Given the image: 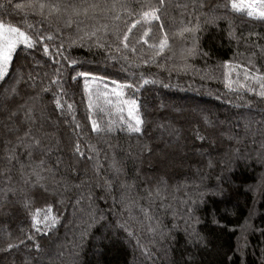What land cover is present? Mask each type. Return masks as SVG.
Instances as JSON below:
<instances>
[{"label": "trees", "instance_id": "16d2710c", "mask_svg": "<svg viewBox=\"0 0 264 264\" xmlns=\"http://www.w3.org/2000/svg\"><path fill=\"white\" fill-rule=\"evenodd\" d=\"M29 2L11 0L6 9L0 8V19L30 34H51L53 39L33 49H18L9 75L0 81V159L4 142L15 143L5 125L20 124L25 111L31 110L49 150L44 159L51 171L41 170L44 179L39 184L34 183L35 177L24 184L21 177L30 169L21 171L13 161L10 173H4L0 164V264H264V98L225 87L231 65L241 66L231 69L233 80L239 76L241 82L251 84L244 81L245 70L250 76L264 74V19L233 11L231 0H166L161 14L164 31L171 37L182 20L199 15V48L209 55L185 60L181 55L185 42L170 39L171 50L156 56V63L143 64L141 60L153 54L147 45L136 43L144 26L137 24L130 34L137 52L124 53L131 61L126 62L114 50L109 53L88 43L69 46L77 35L76 25L65 27L63 13L59 20L44 19L27 7L15 8L16 3ZM210 12L221 19L204 24L203 14ZM121 15L118 23L124 30L129 18ZM74 19L93 23L83 17ZM26 23L34 29H27ZM150 26L149 42H158L159 22ZM43 44L49 45L60 65L44 53ZM61 44L63 56L75 59L76 65L69 66L55 55ZM225 61H231L227 68ZM61 65L67 95L62 100L65 107L58 109L54 102L58 89L50 80ZM77 71L107 77V83L137 84L141 74L158 81L135 93L145 119L144 133L120 130L114 110L90 112L83 78L71 79ZM44 87L50 90L42 91ZM127 92L132 95L131 89ZM67 103L74 106L71 114ZM9 112L16 113L11 120ZM90 116L102 127L115 122L117 130L93 132ZM77 139L83 157L74 153ZM89 145L96 151H90ZM18 154L20 162L27 164L23 149ZM24 197L30 198V209L23 206ZM49 205L59 223L50 231L37 232L31 226V213ZM189 207L198 223L185 222ZM142 208L149 211L151 220ZM158 221L154 235L148 226ZM190 225L206 238V247L190 242ZM137 240L150 250V256ZM9 243L18 246L7 249ZM37 243L40 251L34 247Z\"/></svg>", "mask_w": 264, "mask_h": 264}, {"label": "snow or ice", "instance_id": "6c2138e0", "mask_svg": "<svg viewBox=\"0 0 264 264\" xmlns=\"http://www.w3.org/2000/svg\"><path fill=\"white\" fill-rule=\"evenodd\" d=\"M166 0H156L155 3L152 0H79V3H67L65 0H30V2L25 5L21 3H16V9H24L27 7L32 13L48 19L49 17L55 16L57 20L61 19V14L66 15L64 20L65 27H72L76 25L77 35L71 40L69 46L74 44H81L83 46L88 43L90 46L105 49L109 53L113 50L120 53L119 59H123L126 62H131L129 56L124 54L128 51L132 53L137 52L135 45L130 43V34L133 29L140 24L143 27L142 34L136 40L137 44L141 42L147 45L149 49L152 50L153 54L146 59H142L141 63L149 64L156 63V56L161 55L166 49L171 50L170 39L174 42L176 39H180L185 42L187 46L181 48V55L183 59L195 55L208 56L209 53L204 52L199 48V37L198 32L201 31V19L197 15L193 19L188 21H181L179 27L172 30L171 37L169 33L164 31L163 21L161 20V14L164 9ZM11 0H6L5 4H0V8H7L10 5ZM133 5H136L135 7ZM203 7V4L200 5ZM231 8L233 11L238 13H244L248 17H256L264 19V0H231ZM126 15L129 21H125L126 27L121 30L119 23L122 19L121 14ZM27 15V13H25ZM204 24H215L217 20L221 17L216 16L214 13L203 14ZM83 17L85 19L93 21L91 24H85L84 19H74ZM136 17V19H131ZM103 21V22H101ZM153 21L159 22L160 37L158 42L150 43L149 34L152 32L151 24ZM83 25V27H81ZM27 29H34V25L31 23H26ZM59 31V29H57ZM229 36L234 35L232 30H229ZM53 37L49 35H40L39 33L30 34L29 31L22 29L21 27L15 26L11 23H5L0 19V81H5L6 77L9 75V70L12 67L14 56L18 49H33L36 48L37 44L43 42L44 40H52ZM190 41V44L187 42ZM63 44H61L57 49L55 55H60L63 60H65L69 66L77 64L75 59H69L67 56H63L61 49ZM43 51L46 55H52L54 62L60 65V60H55V56L49 52V45L43 44ZM109 59L116 60L118 57L109 55ZM225 67L231 65V61L224 62ZM187 66V65H186ZM235 67H241L238 65H231L229 71L225 73V87L230 91L240 92L245 91L249 93H255L261 98H264V74L257 73L256 75L250 76L248 71L245 70L244 81H250V83L241 82L239 76L236 80L231 78V69ZM62 68L63 65L55 69V74L50 80L51 85H55L58 89L55 96V105L58 109H63L65 104L62 103L63 97L67 95L65 89L63 88L62 79ZM77 77L83 78L84 92L87 96V107L91 112L96 110L97 112H103L105 108L114 110L119 118V129L128 132L129 134H143L145 119L141 113V107L138 99L135 97V93L140 91V88L144 85L154 84L158 81L145 78L143 74L140 75L139 82L137 84L131 82H121L117 80L111 81V86L106 81L107 77L96 76L88 71H77L75 75L71 77L73 81ZM93 85L95 87H93ZM235 85V87H234ZM167 87V85H165ZM132 90V95H129L127 90ZM48 87H44L42 91H49ZM8 91L15 94L16 89L10 88ZM103 100V104H100V100ZM67 112L69 114L74 112V106L71 103L66 104ZM31 110L25 111V118L20 124L13 125L9 127L5 125L7 132L11 133L15 137V143L12 140H6L4 148V156L0 159V164H3L2 171L4 173H10L13 161L19 164L21 171L25 169H30V173H25L22 175L21 180L24 184L31 182V177H35V184H39L44 177L41 175V170L51 171L45 167L46 161L44 157L48 154V149L45 147L43 139L39 135L40 126H37V120L34 116L30 115ZM63 114V113H62ZM16 116L15 112H9L8 119L11 120ZM75 120V116H72ZM91 120V129L97 134L111 133L117 130V125L115 122H108L106 126H101L97 119ZM205 122L211 124V121L205 117ZM76 128H80L77 123ZM198 139L204 140L205 137L198 135ZM231 138V137H230ZM89 150L95 152L96 149L93 145H89ZM18 149H23L24 153L28 158V163L23 164L20 162ZM150 150V149H149ZM74 153L83 157L84 152L81 151L79 140L74 144ZM93 157L89 156L88 159L91 160ZM209 166L211 162L209 161ZM115 167V165H114ZM119 172L120 169L116 168ZM9 180L10 176L7 177ZM106 183H108L106 181ZM43 187V185H41ZM65 189L69 188L68 184L64 185ZM9 191H16L15 189H8ZM47 191V189H45ZM159 194V192H157ZM203 193L200 194L202 199ZM81 201L77 200L76 203L79 204ZM63 203V200L60 201ZM195 203V201H193ZM23 206L26 209H30L31 203L29 197H24ZM91 209V204L89 205ZM146 219L151 220L152 217L147 209H141ZM90 218L95 221V216L89 211ZM103 219V217H100ZM193 221L198 223V218L194 216L191 207L187 210L186 223ZM59 223V217L53 214L52 207L49 205L44 209H35L31 213V226L37 232L50 231ZM91 227V225H87ZM119 227H126V225H120ZM191 231L188 233L190 242L201 246H207V241L204 236L196 231L195 227L190 225ZM159 230V221L156 226L151 224L148 226V231L154 235ZM86 233L82 232V235ZM131 236L132 233L129 232ZM161 237L163 232H160ZM32 239L31 236L27 237ZM155 242L154 240L152 241ZM24 243V241H20ZM137 245L144 248V253L151 255L150 250L140 244L137 240ZM9 243L6 245L7 249L17 247ZM37 251H40V245L37 243L34 245Z\"/></svg>", "mask_w": 264, "mask_h": 264}, {"label": "rangeland", "instance_id": "374dc122", "mask_svg": "<svg viewBox=\"0 0 264 264\" xmlns=\"http://www.w3.org/2000/svg\"><path fill=\"white\" fill-rule=\"evenodd\" d=\"M109 84H111V83H109ZM93 87H95L94 85H93ZM100 104H103V100L101 99L100 100ZM116 114V113H115Z\"/></svg>", "mask_w": 264, "mask_h": 264}]
</instances>
